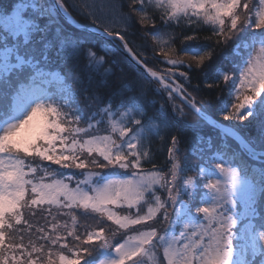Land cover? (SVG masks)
Masks as SVG:
<instances>
[{
	"label": "snow or ice",
	"instance_id": "6c2138e0",
	"mask_svg": "<svg viewBox=\"0 0 264 264\" xmlns=\"http://www.w3.org/2000/svg\"><path fill=\"white\" fill-rule=\"evenodd\" d=\"M185 130L195 140L182 149ZM152 137L167 145L159 164ZM144 257L264 264V0L0 7V264Z\"/></svg>",
	"mask_w": 264,
	"mask_h": 264
},
{
	"label": "trees",
	"instance_id": "16d2710c",
	"mask_svg": "<svg viewBox=\"0 0 264 264\" xmlns=\"http://www.w3.org/2000/svg\"><path fill=\"white\" fill-rule=\"evenodd\" d=\"M13 2H14V0H0V7H6V6L12 4ZM73 2H77V0H68L69 4H71ZM89 2H91V0H89ZM70 11H71V9H70ZM74 16H75V13H74ZM131 31L132 32H136V28H132ZM175 31L177 33H179V32L182 31V29L177 28V29H175ZM183 31L186 32L187 30H183ZM201 35L202 36L210 35V29L205 27L203 29V31L201 32ZM129 39L132 40V41H135L137 44L140 43L138 35L130 36ZM165 39H167V37H165ZM178 41H179V37H177V47H179ZM148 45L149 46L147 48L146 55L149 57V67H154L156 70H162L163 68H166L167 65L162 63V58H161V60H156V59L152 58L153 44L151 42V38L150 37H149ZM140 50L141 51H145V49H143V48L140 49ZM157 51H158V47H157ZM218 51H220V55L222 57L223 51L222 50H218ZM82 63H83V61H82ZM121 67H123V65H121ZM116 71L119 74V67L116 69ZM82 75H86V73L82 72ZM190 75H193V74L190 73ZM181 82H183V81H181ZM197 83H199V81L194 78L192 80V84L196 85ZM153 87H156V85L154 84ZM186 87H188V85H186ZM201 88L203 89V85L202 84H201ZM188 90L189 91H193L192 87H188ZM193 94L197 95V99L198 100H213L214 101V97H215V93L214 92L213 93H209L207 90H202L200 93L193 92ZM149 97L150 98L154 97L157 100L161 99L160 96L156 95L153 92H149ZM177 103H179V100H177ZM156 107H159V105L157 104ZM152 111L153 110L149 111L150 115L152 114ZM185 111H188V109H185ZM187 119L190 120V121H194L197 118L194 115H192L191 113H189V115L187 116ZM202 131H203V133L205 135H212L213 138L217 142L220 141V137L222 135V133L220 131H218V130L213 131V130H211L209 128H204V129H202ZM250 134L254 135L255 133H254V131H252V132H250ZM162 135H164L165 136V140H167V139L170 138L171 133H162ZM180 135H181V138H182V143H181V148L182 149L187 148L195 140L194 135L190 131H187V130L182 131L180 133ZM225 142L228 143L231 146V149L233 151H236L237 153L243 154V149L239 146V144L235 140H233L232 138L228 137V138H226ZM166 146H167L166 144H164L163 146L161 145V141L159 140V138H156V137H152L151 138L150 148L152 150L155 151L156 149H159L161 147H163V149H164L163 151H155V162L157 164L161 163L164 160V158L166 157V154H167L166 153ZM249 162L250 163H256L255 161H251V160H249ZM53 167H56V166H53ZM65 171H69V170H65ZM40 215L41 214L39 213V211H37L35 217H33L27 211L25 212V218L28 219L30 222L35 223L36 221H39V223L42 224L43 221L40 220ZM77 216H78V219H79L80 223H89V224H91L93 226H95V224H96L95 220L90 219V218L86 219L85 215L82 214V211L78 212ZM63 219H65V218L61 217L62 221H63ZM81 219H83V221ZM36 226H39V224H36ZM25 242H27V236L25 237Z\"/></svg>",
	"mask_w": 264,
	"mask_h": 264
},
{
	"label": "rangeland",
	"instance_id": "374dc122",
	"mask_svg": "<svg viewBox=\"0 0 264 264\" xmlns=\"http://www.w3.org/2000/svg\"><path fill=\"white\" fill-rule=\"evenodd\" d=\"M83 221V219H81ZM110 223V222H108ZM129 235H131L132 233H128ZM161 253H162V250H160ZM159 259V254L157 255V260ZM144 260H145V264H153V260L150 259L149 257H144Z\"/></svg>",
	"mask_w": 264,
	"mask_h": 264
},
{
	"label": "water",
	"instance_id": "95a60500",
	"mask_svg": "<svg viewBox=\"0 0 264 264\" xmlns=\"http://www.w3.org/2000/svg\"><path fill=\"white\" fill-rule=\"evenodd\" d=\"M234 140V139H233ZM237 142V141H236ZM238 143V142H237ZM239 144V143H238ZM241 147V146H240Z\"/></svg>",
	"mask_w": 264,
	"mask_h": 264
}]
</instances>
